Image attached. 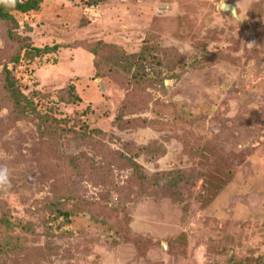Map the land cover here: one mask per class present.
<instances>
[{
  "label": "rangeland",
  "instance_id": "374dc122",
  "mask_svg": "<svg viewBox=\"0 0 264 264\" xmlns=\"http://www.w3.org/2000/svg\"><path fill=\"white\" fill-rule=\"evenodd\" d=\"M90 1L43 0L39 10L15 11L25 42L58 49L8 68L41 114L66 120L63 153L106 166L105 150L135 154L148 177L181 170L191 183L170 196L164 179L158 189L140 185L118 163L107 181L78 185L68 220L50 217L39 202L53 198L52 182L37 177L48 139L41 120L26 116L0 127V164L11 172L0 203L36 232L0 227V248L17 238L33 250L53 245L35 250L32 264H264V0ZM224 2L235 4L238 19ZM147 39L160 64L142 80L96 59L104 44L138 53ZM10 47L0 23V84ZM71 83L80 100L60 101L57 91ZM4 93L6 124L12 105Z\"/></svg>",
  "mask_w": 264,
  "mask_h": 264
},
{
  "label": "trees",
  "instance_id": "16d2710c",
  "mask_svg": "<svg viewBox=\"0 0 264 264\" xmlns=\"http://www.w3.org/2000/svg\"><path fill=\"white\" fill-rule=\"evenodd\" d=\"M43 0H22L18 2L17 6L12 9L0 6V23H2L4 30L6 32L7 38L11 43V47L5 50V60L6 64L2 73V83L0 84V92L4 90V96L8 98V103L12 105L11 117L7 123L0 122V127L2 129L7 128L9 125L16 123L17 120H22L26 116L33 115L36 119H40L41 122L38 124L42 129L41 139L47 138L48 143L45 142V156L42 157V163L40 165V170L37 172V177L43 181L52 182V192L53 198L44 199L40 201V208L45 214H49L50 217L63 218L68 220L71 212L68 208L69 202L75 199L77 195L78 185L84 180H93L100 183L107 181L109 175H111V166H115L120 163L123 167L128 166L133 170V176L131 179L133 181H138L139 183L146 184L147 187L152 185V187H157L160 180L164 179V193L170 196H175L179 193L183 185L191 183V175L186 172L178 170L173 172H158L152 177H148L143 167L136 160V155H127L121 151H109L105 150L104 156L108 160V166L103 164H97L93 157H90L84 152L78 154L63 153L59 150L62 145V140L67 136V124L66 120L57 119L56 116L45 113L41 114L37 110L33 99L26 96L25 93L19 87L16 76L13 74L12 70L8 68V63L17 64L21 61L22 56L24 57H36L40 54L54 53L58 49V45L46 46L43 48L32 47L28 41H24L23 37L19 35L18 28L20 25L15 17V11L28 13L31 11L39 10ZM107 0H91L90 4L104 3ZM147 43L142 47L141 51L138 53L127 54L123 47L104 44L102 45L99 53L96 52V59L101 58L107 63L112 64L116 67V70L120 67H125L127 72H130V78L132 80H142V73L147 70L150 66H155L160 64L159 60L155 58L154 53L157 49L156 42H150L148 39ZM142 72V73H141ZM158 78V77H157ZM58 98L60 101L66 103L78 102L80 100L79 95L76 92L74 84H68L58 91ZM50 95L49 93H47ZM122 119V118H121ZM0 128V129H1ZM96 136L104 134L99 130H92ZM91 133V132H90ZM93 135H83V137L90 138ZM198 141V140H196ZM195 142V141H193ZM198 143H200L198 141ZM191 147V146H190ZM192 149V148H191ZM198 150L197 146L192 149L195 153ZM119 166V164L117 165ZM147 183H144L145 181ZM159 180V181H158ZM189 183V184H190ZM119 188V187H118ZM158 189V187L156 188ZM116 194L121 193V189L115 192ZM176 197V196H175ZM63 199V200H62ZM5 203H0V227L3 228H13L19 226L23 233H33L36 232V225L31 222H15L10 217L9 210L6 208ZM65 208V209H64ZM67 208V209H66ZM69 209V210H68ZM40 226L47 227L48 223L45 220V216L42 217ZM1 230V229H0ZM1 232V231H0ZM10 243L8 249L0 248V264H32L34 252L43 251L45 254L46 247H52V244H47L44 248L40 247H27L25 246L22 239L17 238L16 240H7ZM1 247V246H0ZM37 253V252H36ZM11 254H16L18 257L15 260L6 261L3 257ZM22 254L26 255V258ZM45 256H41L43 259ZM34 261V260H33Z\"/></svg>",
  "mask_w": 264,
  "mask_h": 264
},
{
  "label": "clouds",
  "instance_id": "9594fccd",
  "mask_svg": "<svg viewBox=\"0 0 264 264\" xmlns=\"http://www.w3.org/2000/svg\"><path fill=\"white\" fill-rule=\"evenodd\" d=\"M22 0H0V6L12 9ZM10 169L7 164H0V192H7L10 187Z\"/></svg>",
  "mask_w": 264,
  "mask_h": 264
},
{
  "label": "water",
  "instance_id": "95a60500",
  "mask_svg": "<svg viewBox=\"0 0 264 264\" xmlns=\"http://www.w3.org/2000/svg\"><path fill=\"white\" fill-rule=\"evenodd\" d=\"M221 9L223 11H230L233 14V16L238 19L237 8L234 3L224 2L221 5Z\"/></svg>",
  "mask_w": 264,
  "mask_h": 264
}]
</instances>
